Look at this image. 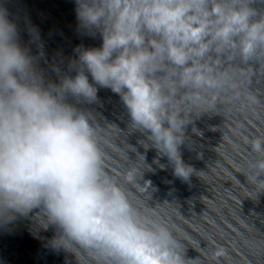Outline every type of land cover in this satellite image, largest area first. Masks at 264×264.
I'll return each mask as SVG.
<instances>
[{
    "label": "clouds",
    "instance_id": "obj_1",
    "mask_svg": "<svg viewBox=\"0 0 264 264\" xmlns=\"http://www.w3.org/2000/svg\"><path fill=\"white\" fill-rule=\"evenodd\" d=\"M0 0V234L24 223L43 246L72 258L65 264H184L169 230L133 207L123 180L110 176L90 112L100 88L120 98L134 131L172 164L184 128L176 96L198 98L221 83L206 62L225 49L247 62L264 51V0H74L78 27L101 44L77 48L74 75L48 80L43 57L22 45L17 23ZM30 42L38 33L29 28ZM59 74V69H56ZM72 101H75L73 103ZM257 153L262 141L252 142ZM142 161H143V157ZM158 164V159L153 161ZM163 169V165H159ZM264 173V160L256 165ZM150 170V169H148ZM264 189V181H257ZM150 187L146 182L144 188ZM0 264L5 261L0 259Z\"/></svg>",
    "mask_w": 264,
    "mask_h": 264
},
{
    "label": "water",
    "instance_id": "obj_2",
    "mask_svg": "<svg viewBox=\"0 0 264 264\" xmlns=\"http://www.w3.org/2000/svg\"><path fill=\"white\" fill-rule=\"evenodd\" d=\"M4 6L22 45L32 55L43 53L39 67L48 80L74 75L68 65L75 50L101 44L99 33L78 27L74 0H5ZM254 7L264 9V3ZM29 28L38 33L37 41L30 42ZM206 62L220 85L199 91L198 98L181 100L184 89L176 96L179 118L190 121L179 146L183 163L193 169L186 181L174 175L166 157L145 151L146 136L134 131L126 108L109 89L100 88L94 103L77 106L92 114L105 171L118 180L136 173L123 185L133 207L167 227L184 264H264V189L256 183L264 181L256 167L264 151L252 149L257 139L264 149V51L242 62L225 49L211 52ZM50 235L34 239L21 223L13 233L0 234V259L5 264L72 261L43 246Z\"/></svg>",
    "mask_w": 264,
    "mask_h": 264
}]
</instances>
